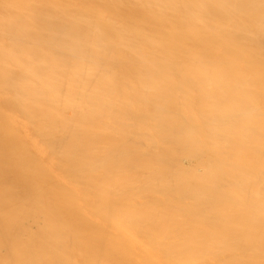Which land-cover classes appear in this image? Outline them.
<instances>
[{"label": "bare ground", "instance_id": "obj_1", "mask_svg": "<svg viewBox=\"0 0 264 264\" xmlns=\"http://www.w3.org/2000/svg\"><path fill=\"white\" fill-rule=\"evenodd\" d=\"M0 264H264V0H0Z\"/></svg>", "mask_w": 264, "mask_h": 264}]
</instances>
